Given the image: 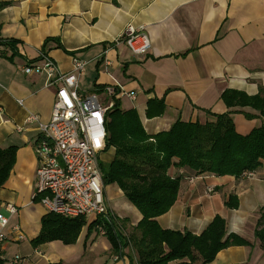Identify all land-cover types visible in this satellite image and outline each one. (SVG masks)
<instances>
[{
	"label": "crops",
	"instance_id": "0c3cea01",
	"mask_svg": "<svg viewBox=\"0 0 264 264\" xmlns=\"http://www.w3.org/2000/svg\"><path fill=\"white\" fill-rule=\"evenodd\" d=\"M5 3L10 5L1 7ZM128 25L142 27L148 35L151 49L145 57L135 58L123 44H114ZM49 38L58 40L62 49L57 41H50L43 52ZM8 40L15 45H5ZM42 56L62 73L71 71L73 59L85 61L78 80L84 94L110 86L135 93L133 101L126 96L117 100L121 110L137 113L150 136L168 131L177 121L210 122L213 118L207 113L231 112L241 135L262 123L258 112L250 108L228 109L221 96L227 90L255 96L258 87L264 86V0H0V147L17 149L10 179L0 188V208L17 207L18 215L11 223H18L26 237L19 243L2 244L4 264H12L15 256L23 259L22 264H137L131 244L118 257L97 228L88 232L95 220L87 221L75 244H31L46 212L32 199L38 131L35 126L25 127V119L34 114L47 122L55 89L46 87L45 75H28L24 68ZM149 100L163 101L161 116L146 117ZM244 114L255 118L247 120ZM18 127L23 128L20 133ZM101 156L105 164L112 162L114 149ZM174 173L183 175L177 200L156 219L158 225L200 235L220 216L227 234L239 235L252 246L225 249L209 264H264V250L254 238L259 210L264 207V174L258 171L235 178L170 172ZM230 196L237 198V209L226 207ZM104 198L127 236L140 214L116 185L104 187ZM114 200L121 202V207L116 205L118 214Z\"/></svg>",
	"mask_w": 264,
	"mask_h": 264
},
{
	"label": "trees",
	"instance_id": "16d2710c",
	"mask_svg": "<svg viewBox=\"0 0 264 264\" xmlns=\"http://www.w3.org/2000/svg\"><path fill=\"white\" fill-rule=\"evenodd\" d=\"M5 3L1 7H6ZM50 41L42 45L44 52ZM5 45L13 47L8 40ZM221 99L228 109L250 108L259 114L262 123L246 135L239 134L232 120V113L213 115L212 121L175 122L166 132L150 136L143 129L134 110L123 111L119 100L106 115L105 150L114 149L112 162L99 164L105 186L116 185L124 199L140 214L141 219L130 236L120 231L118 218H99L88 225V232L101 227L105 238L116 256L131 244L136 253L137 264H201L211 263L217 254L231 247H251L252 244L236 234H227L226 222L215 216L200 235L190 232L164 230L157 218L166 214L177 200L183 175H172V170H183L195 176L244 177L261 171L264 174V86L258 87L255 96L227 90ZM163 101L149 100L146 117L161 116ZM247 120L255 116L244 114ZM16 148H0V188L7 182L15 163ZM34 202H38L35 199ZM229 209H237L238 201L230 196L225 203ZM87 226L85 218H65L46 214L41 218L39 235L31 241L33 247L53 241L65 245L75 244L82 229ZM254 238L264 250V207ZM0 264L4 260L0 259Z\"/></svg>",
	"mask_w": 264,
	"mask_h": 264
},
{
	"label": "built area",
	"instance_id": "2783aa9c",
	"mask_svg": "<svg viewBox=\"0 0 264 264\" xmlns=\"http://www.w3.org/2000/svg\"><path fill=\"white\" fill-rule=\"evenodd\" d=\"M114 44H123L135 58L145 57L151 49L144 29L133 25H128ZM86 66L85 61L73 59L71 71L62 73L50 58L42 56L24 68L25 74L45 75L46 87L55 89L49 120L42 122L34 114L25 119V127L35 126L38 131L33 147L37 168L32 199H38L47 214L70 219H114L105 202L99 166L105 149L106 115L118 97L126 96L133 101L136 96L133 92L117 91L113 86L90 94L80 92L78 80ZM22 130L17 128L18 133ZM17 215L18 209L12 204L0 208V258L2 244L19 243L26 238L20 225L11 223ZM97 230L105 236L103 228ZM22 262L19 256L12 259L13 264Z\"/></svg>",
	"mask_w": 264,
	"mask_h": 264
},
{
	"label": "rangeland",
	"instance_id": "374dc122",
	"mask_svg": "<svg viewBox=\"0 0 264 264\" xmlns=\"http://www.w3.org/2000/svg\"><path fill=\"white\" fill-rule=\"evenodd\" d=\"M1 148V147H0ZM9 148H11V147H7V148H1L2 150H5V149H9ZM16 153H17V149H16ZM105 153V149H104V151H103V153L102 154H104ZM101 154V155H102ZM15 157H16V154H15ZM105 158L104 157H102V156H100V159H99V164H105V160H104ZM35 161L37 162V160H36V158H35ZM14 165H15V163H14ZM14 168V167H13ZM10 176H11V173H10ZM10 176H9V178H8V180L10 179ZM7 180V181H8ZM103 183V182H102ZM103 186L105 187V185L103 184ZM35 188V187H34ZM34 192V191H33ZM33 195V194H32ZM35 203V206H39L38 205V202H34ZM120 200H114L113 202H112V205H114V207H115V209H114V211L118 214V213H120V210H118V209H116V205L118 206V207H121L120 206ZM110 209L112 210V208L110 207ZM24 210V209H23ZM110 210V211H111ZM112 212V214L115 216V217H117L116 216V214H114V212L113 211H111ZM47 214V213H46ZM45 214V215H46ZM88 220V222L89 221H91V220H93L92 218H87ZM118 222L120 223L121 222V219H118V221H117V224H118ZM129 229V231L126 233V235L127 236H130L133 232H134V229H131V228H128ZM7 262V261H6ZM13 264V263H12Z\"/></svg>",
	"mask_w": 264,
	"mask_h": 264
}]
</instances>
